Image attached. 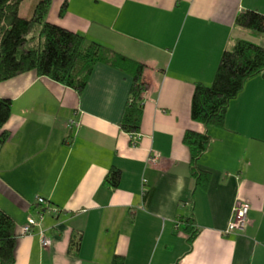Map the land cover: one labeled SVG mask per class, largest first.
Instances as JSON below:
<instances>
[{"label": "crops", "instance_id": "obj_1", "mask_svg": "<svg viewBox=\"0 0 264 264\" xmlns=\"http://www.w3.org/2000/svg\"><path fill=\"white\" fill-rule=\"evenodd\" d=\"M245 11L264 16V0H51L48 23L144 66L141 138L133 147L119 128L131 74L98 64L81 94L34 72L0 82V100L11 103L0 210L14 223V264H264V77L229 103L223 129L190 118L194 86L212 83L234 41L264 48V35L235 26ZM189 131L210 138L198 162L211 174L206 190L190 176ZM111 169L116 189L105 183ZM238 204L247 225L224 235ZM73 236L79 247L69 253Z\"/></svg>", "mask_w": 264, "mask_h": 264}, {"label": "trees", "instance_id": "obj_2", "mask_svg": "<svg viewBox=\"0 0 264 264\" xmlns=\"http://www.w3.org/2000/svg\"><path fill=\"white\" fill-rule=\"evenodd\" d=\"M23 0H0V82L21 74L34 72L59 85L81 94L98 64L132 75L129 101L124 109L119 128L126 134L140 131L142 102L146 87L143 83L144 66L58 25L46 21L51 0H40L30 18H20L18 7ZM66 4L59 10L63 18ZM237 28L264 35V16L253 11L240 13L235 19ZM264 77V48L244 40H236L220 57L212 83L194 86L190 118L205 129H223L229 103L242 91L250 79ZM11 103L0 100V129L9 119ZM8 139L2 131L0 144ZM183 144L189 150V171L195 188L206 190L211 179L209 172L198 168L200 158L209 148L205 134L186 132ZM120 172L111 169L105 183L116 189ZM192 221L183 222L184 232L191 243L196 233ZM12 219L0 210V264H14L16 238ZM79 239L71 238L68 252H77ZM112 264H123L114 258ZM178 264V263H176Z\"/></svg>", "mask_w": 264, "mask_h": 264}, {"label": "built area", "instance_id": "obj_3", "mask_svg": "<svg viewBox=\"0 0 264 264\" xmlns=\"http://www.w3.org/2000/svg\"><path fill=\"white\" fill-rule=\"evenodd\" d=\"M67 127L70 129L72 127L77 128L78 127V123L74 122V121H69L67 123ZM129 139L131 141V145L133 147L136 146V144L138 143V141L140 140L141 136L139 133L136 134H128ZM156 158H150L148 160V162L151 163H155ZM45 201L41 198H37L36 199V204L38 206H44L45 205ZM50 212H52L51 210H49ZM54 212V211H53ZM248 212L249 209L247 206L242 205V204H238L237 206L234 207L233 211H232V219L230 221V223L228 224V227L226 229V231L224 232V235H228L234 232H242L246 225H247V216H248ZM42 215L39 214L37 220H34L32 218H28L26 220V224L25 226H23L21 228V234L22 235H30L33 233L34 228L38 225V222L41 220ZM40 238H41V245L42 247H48L49 246V240L47 238H45V236L41 233L40 234Z\"/></svg>", "mask_w": 264, "mask_h": 264}, {"label": "rangeland", "instance_id": "obj_4", "mask_svg": "<svg viewBox=\"0 0 264 264\" xmlns=\"http://www.w3.org/2000/svg\"><path fill=\"white\" fill-rule=\"evenodd\" d=\"M40 0H23L18 7V16L20 18H30L35 5Z\"/></svg>", "mask_w": 264, "mask_h": 264}]
</instances>
